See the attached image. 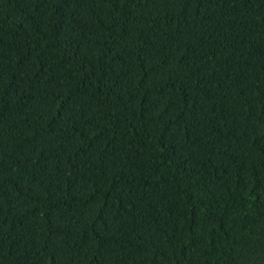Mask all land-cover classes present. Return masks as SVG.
I'll list each match as a JSON object with an SVG mask.
<instances>
[{
  "label": "trees",
  "instance_id": "1",
  "mask_svg": "<svg viewBox=\"0 0 264 264\" xmlns=\"http://www.w3.org/2000/svg\"><path fill=\"white\" fill-rule=\"evenodd\" d=\"M0 264H264V0H0Z\"/></svg>",
  "mask_w": 264,
  "mask_h": 264
}]
</instances>
